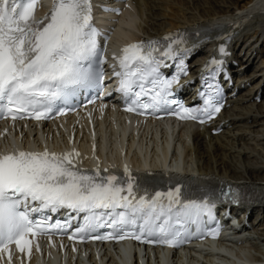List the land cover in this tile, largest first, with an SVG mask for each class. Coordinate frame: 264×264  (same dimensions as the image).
Here are the masks:
<instances>
[{
	"label": "snow or ice",
	"instance_id": "obj_1",
	"mask_svg": "<svg viewBox=\"0 0 264 264\" xmlns=\"http://www.w3.org/2000/svg\"><path fill=\"white\" fill-rule=\"evenodd\" d=\"M37 3L0 0V118L48 119L58 104H69L102 81L103 72L96 67L101 63V34L91 23V0H53L41 19L34 15ZM164 39L163 46L156 40L127 45L116 57L122 71L114 75L120 78L118 90L127 98V111L164 110L202 124L211 120L223 105L218 87L209 79L200 92L203 107H185L172 98L173 85L186 74L184 56L189 48L180 33ZM167 60L179 69L171 78L161 72ZM74 156L79 153L57 154L46 148L0 153V259L7 253L11 264L10 245L30 254V237L66 228L67 223L53 224L46 215L60 209L87 213L74 235L133 226L141 235H127L139 240L158 232L159 242L170 246L183 242L173 221L199 225L205 215L214 219L215 202L208 197L185 199L180 185L150 194L126 165L121 176L108 174L107 169L101 174L99 168H78ZM221 196L231 200L235 193L229 189Z\"/></svg>",
	"mask_w": 264,
	"mask_h": 264
},
{
	"label": "bare ground",
	"instance_id": "obj_2",
	"mask_svg": "<svg viewBox=\"0 0 264 264\" xmlns=\"http://www.w3.org/2000/svg\"><path fill=\"white\" fill-rule=\"evenodd\" d=\"M133 6L140 14L138 18L131 17L129 10H125L124 15L118 18L122 26L129 27L130 24L133 26L134 32L129 33L126 30L131 37L140 33L160 34L178 26L193 25L197 28L200 23L211 18L225 17L228 20H238L251 15L245 27L248 30L244 28L239 35V38H243L244 53L241 55V60L242 64L246 65V69L251 66L254 57L262 51L264 0H145L143 2L134 0ZM167 8L171 9L169 15L172 20L170 22L166 19ZM244 84H246L245 94L240 95L239 99L223 115V118L229 119L231 128L217 135H211L208 131L199 128H194L191 134H181L186 137L191 135L192 147L185 148V152L195 163L191 167L188 165L189 169L185 170L194 172L195 181L203 187L207 185L206 180L217 178L264 186V100L263 103H256L252 99V95L256 94L259 87H262L264 93V58L261 67L255 70V73L254 70L252 73L246 72ZM249 118L252 120L251 123L247 121ZM106 127L110 135L112 126L108 124ZM158 128L159 124L153 126L156 135L165 136L164 132L159 131ZM151 144H153L152 140L148 141L144 148H149ZM151 153L149 152L146 158L149 162ZM184 161L188 160L184 158L182 166L178 164L177 168L186 167ZM151 167L155 168V164ZM258 210L259 214L262 213L263 219L257 223L258 231L256 232H258L259 239L262 237L264 240V203L258 207ZM232 247L239 248L240 246L233 245ZM252 251L264 254L262 248L259 247H255ZM202 259L207 260L205 257L189 258L185 262L179 260V263L196 264ZM209 260L215 263V260H222V258L217 254Z\"/></svg>",
	"mask_w": 264,
	"mask_h": 264
},
{
	"label": "rangeland",
	"instance_id": "obj_3",
	"mask_svg": "<svg viewBox=\"0 0 264 264\" xmlns=\"http://www.w3.org/2000/svg\"><path fill=\"white\" fill-rule=\"evenodd\" d=\"M195 1H197V0H195ZM212 1H215V0H212ZM171 10V9H170ZM171 13V12H170ZM169 17H170V15H169ZM172 19H171V17H170V20H168L169 22L171 21ZM252 121V120H251ZM251 123V122H250Z\"/></svg>",
	"mask_w": 264,
	"mask_h": 264
}]
</instances>
